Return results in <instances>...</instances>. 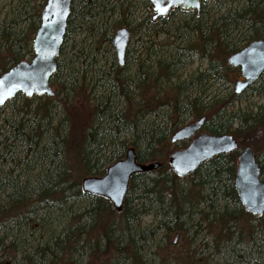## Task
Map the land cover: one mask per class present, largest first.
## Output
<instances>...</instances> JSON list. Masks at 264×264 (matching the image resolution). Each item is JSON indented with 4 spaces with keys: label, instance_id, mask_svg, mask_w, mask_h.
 Returning <instances> with one entry per match:
<instances>
[{
    "label": "trees",
    "instance_id": "16d2710c",
    "mask_svg": "<svg viewBox=\"0 0 264 264\" xmlns=\"http://www.w3.org/2000/svg\"><path fill=\"white\" fill-rule=\"evenodd\" d=\"M126 1L118 0L109 7L106 0H74L58 71L51 79L55 96L32 100L18 96L24 106L16 109V116L7 119V127L2 129L8 128L11 134L16 131L9 140L24 141L29 148L34 144L40 169L25 176L0 168V264H88L99 253L106 255L102 264H119L129 248L133 254L127 259L140 264L139 252L149 248L148 236L153 240L161 236L163 246L173 247L171 236L188 232L186 225L194 223L195 214H200L196 224L200 232L217 233L229 243L245 217L255 219L242 207L234 181L240 151L252 147L259 154L258 144L264 141V108L250 115L232 114L229 109L239 97L223 98L219 93L211 97L209 83L224 77L227 60L221 65L213 51L227 57L264 39V0H245L222 13L217 10L215 15L205 10L209 3H204L199 16L177 10L167 19L154 23L152 17H143L137 24L132 18L139 0ZM29 4L33 2L24 0L23 8ZM178 14L182 16L179 20ZM40 15L38 11L36 20L21 30L17 29L19 20L8 27L0 23V76L33 58ZM78 26L86 29L85 42L79 44L74 42ZM123 27L131 28L140 47L129 49L124 67L113 55L108 70H103L113 35ZM160 35L171 40V49L157 41ZM88 39L91 42L85 46ZM190 52L201 63L206 60L207 68L189 81H181L179 72L191 62ZM35 101L38 104L32 108ZM191 117L196 121L206 117L204 133L232 135L239 149L202 165L185 178L190 182L186 189L178 185L180 179L169 164L170 139ZM131 148L139 163H158L160 168L132 178L121 212L102 198L84 194L80 183L73 184L68 165L71 155L77 157V172L84 180L102 177ZM257 161L264 181V154ZM80 198L85 200L84 207L74 210L73 199ZM55 201L60 206L72 202L60 218V226L48 228L41 218L33 227L35 219L30 216L37 218L45 206L53 208ZM194 203L197 208L202 206L200 212H195ZM185 207L190 208L189 213ZM154 209L163 210L159 222L152 230L143 228V217ZM23 227L31 232L28 236L37 234L27 246L26 241L21 243ZM260 228L263 232L264 225ZM237 236L239 243L242 236ZM142 242L146 244L140 246Z\"/></svg>",
    "mask_w": 264,
    "mask_h": 264
},
{
    "label": "water",
    "instance_id": "95a60500",
    "mask_svg": "<svg viewBox=\"0 0 264 264\" xmlns=\"http://www.w3.org/2000/svg\"><path fill=\"white\" fill-rule=\"evenodd\" d=\"M74 0H47L41 13L40 26L35 34L32 49L34 57L22 61L0 76V109L18 95L26 99L54 97L50 81L58 71V59L64 45L68 20ZM154 9L153 21L168 18L180 9L182 12H200L201 0H150ZM212 2L215 0H205ZM130 32L123 28L116 32L112 46L118 64L125 66ZM229 67L239 69L244 81H237L234 92L237 96L247 92L264 74V39L249 43L227 59ZM206 117L179 130L171 138V144H191L172 153L169 164L176 177L183 179L196 173L202 165L212 159L235 152L239 144L231 135L214 136L203 134L196 137L206 123ZM160 164H141L135 149H129L126 157L108 168L102 178H85L82 190L85 194L109 201L117 212H121L129 193L130 182L137 174L156 171ZM235 190L245 211L256 218L264 216V182L256 154L251 147L242 151L238 158Z\"/></svg>",
    "mask_w": 264,
    "mask_h": 264
},
{
    "label": "rangeland",
    "instance_id": "374dc122",
    "mask_svg": "<svg viewBox=\"0 0 264 264\" xmlns=\"http://www.w3.org/2000/svg\"><path fill=\"white\" fill-rule=\"evenodd\" d=\"M106 1V4L109 3V7L118 4V0ZM128 1L130 0H127L126 2ZM244 1L245 0H220V2L216 5H208L209 8L206 9L211 10L212 15H215L217 13V10L221 11L222 13L230 7L234 8L239 4H243ZM23 2L24 0H0V23H5V27H8L13 20H19L17 29L21 30L27 27L31 22L36 20L35 14L38 11H40V13L42 12L45 2H43L42 0H31L33 4H29L26 8H23ZM121 2L122 1H119V4ZM147 2L148 0H139V6L135 10L133 9V12L135 14L134 17L132 16V20H136L135 24L140 23V21L143 20V17L147 18L154 15L153 10L151 9V11H149L148 7L145 5V3L147 4ZM41 5H43L42 8H40ZM128 18L131 19L130 17ZM180 18H182V16L178 14L176 19L179 20ZM85 30V28H81L80 26H78L77 35L74 36L76 37L74 42L76 41L78 42V44L81 41L85 42ZM137 38H134L131 44V49L140 47V45L137 44ZM157 41L160 42L162 46H167V44H169V46L167 47L168 50L169 48L171 49L173 45L171 44V40H168L167 36L160 35ZM74 42L70 43V47ZM90 42L91 40L88 39V42L85 43V46L90 44ZM70 47L67 50V55L70 54ZM103 49L105 51H109V46L104 45ZM131 53L132 55H136L134 51H131ZM107 55V66L103 67V70H108L107 68H109L111 57L115 55L113 48L107 53ZM188 55H192L191 62L179 72L181 81H189L193 76L200 74L207 68L206 60L201 63L200 58L199 56H197V54L195 55L190 52ZM212 55L214 59L217 60V62L221 65L223 61L229 57L221 55L219 51H213ZM129 59L134 60L133 57H129ZM103 61L105 60L103 59ZM102 65H104V63H101V66ZM134 68L135 67H133V69ZM223 69L222 73L224 77L220 81L212 80L209 83V95H211V97L219 93L223 98H231V94H234L235 83L238 80L242 79L239 70L229 68L227 66V63L226 67ZM14 101L15 103L11 104ZM37 104L38 103H36L35 101L32 105V108H34ZM23 106L24 104L21 99H19V97H16V99L8 103L0 111V168L3 169L5 173L13 171L14 175L22 173L25 176L31 173L32 176L33 174L38 173L40 169L38 162L40 159H38V155L36 156L34 154V144L33 146H31L32 148H29L24 141H16L14 138H11L9 140L8 137L13 136L16 131L11 134L9 133L8 128L2 130L7 124V119L15 117L16 109H19ZM260 108H264V75L248 92H246L233 102V106L232 108L230 107L229 111L230 113L236 115H250L256 113ZM195 122L196 120L191 117L187 120L185 126L191 125ZM188 144L189 143H187V145ZM258 145L260 147V150L259 154L256 153L257 156L264 154V141H260ZM171 146V153L186 148L184 143L178 144L176 146ZM5 147L8 148L5 149ZM5 163L6 165H4ZM68 165L71 166L70 175L72 182H74L73 184L80 183V186H82L83 178H81V176L77 172L79 169L77 157L75 158L74 155H71L68 160ZM189 184L190 182L188 179H180V182L178 183V185H184L186 189L189 188ZM73 202L75 203L74 210H81L84 207L85 200L84 198H80V200L73 199ZM71 204L72 202L66 204L65 206H60L59 202L55 201L53 203V208L45 206L42 210V208L39 207L42 211L37 214L38 217L35 218L32 215L30 216V219H35V222H31L33 223L32 226H37L41 218H45L44 225L48 226V228L60 226V218L62 217V215L66 214L65 211L68 209V207L71 206ZM154 205H156V203H154ZM166 205L164 209H166ZM59 206L61 208H59ZM193 206L195 212H200L202 210V206L200 208L195 207L196 203H194ZM184 210H186L188 213L190 212L189 207H185ZM161 211L154 209L149 215L143 217L142 227L152 230L160 220V214L163 213ZM68 216H71V213H69ZM199 221H201L200 214H195L194 223L186 225L188 232H180L171 236L170 243H173V247L168 246V249L167 247L163 246V241L160 242L161 236H157L155 240L151 239L148 236L147 244L149 245V248L140 250L139 256L142 259V262H140V264H264V231H260L261 224L264 225V217L261 223H259L257 219H253L250 217H245L242 220V228L241 226H238L236 230V233L242 236L240 240L241 242L239 243L237 241V234L232 235L233 241L232 243H229L230 241L227 239L225 240V237L218 238L217 233H212L211 235H209L207 233V230L200 232L196 225ZM250 225H252L253 229L252 227L250 229ZM11 229L13 228L11 227L9 229V232H11ZM197 230L199 232L198 234H196ZM25 231L26 234H24ZM253 233L254 236L252 237ZM28 234H31V232L26 227H23L20 232L21 243L26 241V246L32 243L33 240L37 239V234L33 237L28 236ZM143 243L144 242L140 243V246L143 245ZM129 250L124 253V258L120 260L119 264H132V260H130L129 258L127 259L128 256H131L133 254V252ZM105 256L106 255L99 253L96 258H93L91 262H88V264H102L103 262H105Z\"/></svg>",
    "mask_w": 264,
    "mask_h": 264
},
{
    "label": "flooded vegetation",
    "instance_id": "af4514ba",
    "mask_svg": "<svg viewBox=\"0 0 264 264\" xmlns=\"http://www.w3.org/2000/svg\"><path fill=\"white\" fill-rule=\"evenodd\" d=\"M202 1V4H204V3H207L206 1H204V0H201ZM148 2H149V6H148V9H149V11H151V9L153 10V8H152V4H151V1L150 0H148ZM73 3H74V1H73ZM209 4H212V2L211 3H209ZM72 6H73V4H72ZM71 9H72V7H71ZM179 11H180V9H178ZM177 11V10H176ZM71 12H72V10H71ZM181 12V11H180ZM71 16V15H70ZM70 19V18H69ZM159 21V20H158ZM68 22H69V20H68ZM153 22V21H152ZM123 28H125V29H127L129 32H130V41H129V45H128V49H127V53H126V61H127V55H128V52H129V49L131 48V44H132V42H133V40H134V33L132 32V30H131V28L129 29V28H127V27H123ZM67 29H68V27H67ZM122 29V28H121ZM120 30V29H119ZM118 31V30H117ZM116 31V32H117ZM116 32H115V34H116ZM115 34L113 35V38H114V36H115ZM113 38H112V40H113ZM111 46H112V41H111ZM112 48H113V46L111 47V50H112ZM113 50H114V48H113ZM114 52H115V50H114ZM115 59H116V53H115ZM117 61V60H116ZM125 61V62H126ZM118 63V62H117ZM237 193V192H236ZM247 213V212H246ZM248 215H250L249 213H247ZM264 217V216H263ZM263 217L262 218H257V219H263Z\"/></svg>",
    "mask_w": 264,
    "mask_h": 264
},
{
    "label": "bare ground",
    "instance_id": "6f19581e",
    "mask_svg": "<svg viewBox=\"0 0 264 264\" xmlns=\"http://www.w3.org/2000/svg\"><path fill=\"white\" fill-rule=\"evenodd\" d=\"M204 1H205V0H204ZM212 2H213V1H212ZM207 3H211V2H207ZM209 5H210V4H209ZM203 7H204V4L201 5V9H200V12H199V13H198L196 10H191V11H189V12H184V13L195 12V13L199 16V15L201 14L202 10H203ZM208 8H209V6L207 7V9H208ZM207 9H206V11H211V10H207ZM182 13H183V12H182ZM234 94H235V92H234ZM235 95H236V94H235ZM236 96H237V95H236ZM237 97H240V96H237ZM210 98H211V97H210ZM180 130H181V129H180ZM178 131H179V130H178ZM178 131H177V132H178ZM177 132H176V133H177ZM176 145H178V144H175V146H176ZM173 146H174V145H173ZM238 149H239V147H238ZM238 149H237V150H238ZM245 149H246V148L242 149V150L240 151V154H241L242 151L245 150ZM252 149H253V148H252ZM182 150H185V149H182ZM237 150H236V151H237ZM177 151H181V150H177ZM236 151H235V152H236ZM253 151H254V149H253ZM254 153H255V151H254ZM240 154H239V156H240ZM255 154H256V153H255ZM256 160H257V155H256ZM257 162H258V161H257ZM258 164H259V163H258ZM112 165H113V164H112ZM112 165H111V166H112ZM259 165H260V164H259ZM111 166H109V167H111ZM109 167H107V169H106V173H107V170H108ZM260 168H261V165H260ZM156 171H157V170H156ZM236 172H237V171H236ZM106 173H105V174H106ZM105 174H104L102 177H104ZM173 174H174V173H173ZM137 175H139V174H137ZM135 176H136V175H135ZM261 176H262V180H263L262 172H261ZM102 177H87V178H102ZM133 177H134V176H133ZM133 177H132V178H133ZM177 178H178V177H177ZM131 180H132V179H131ZM263 182H264V181H263ZM129 189H130V187H129ZM82 191H83V190H82ZM83 193H84V192H83ZM84 194H85V193H84ZM128 194H129V193H128ZM86 195H87V194H86ZM89 196H90V195H89ZM92 197H93V196H92ZM127 197H128V196H127ZM96 198H98V197H96ZM102 199H103V198H102ZM104 200H105V199H104ZM106 201H107V200H106ZM125 201H126V199H125ZM108 202H109V201H108ZM109 203H110V202H109ZM110 204H111V203H110ZM124 204H125V203H124ZM111 206H112V204H111ZM112 207H113V206H112ZM113 209H114V208H113ZM114 210H115V209H114ZM115 211H116V210H115Z\"/></svg>",
    "mask_w": 264,
    "mask_h": 264
}]
</instances>
